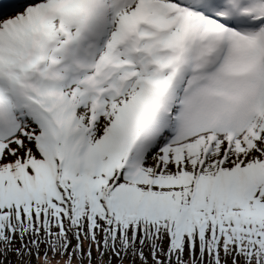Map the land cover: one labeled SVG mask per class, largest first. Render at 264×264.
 I'll use <instances>...</instances> for the list:
<instances>
[{"label": "snow or ice", "instance_id": "obj_1", "mask_svg": "<svg viewBox=\"0 0 264 264\" xmlns=\"http://www.w3.org/2000/svg\"><path fill=\"white\" fill-rule=\"evenodd\" d=\"M0 264H264V0H0Z\"/></svg>", "mask_w": 264, "mask_h": 264}]
</instances>
